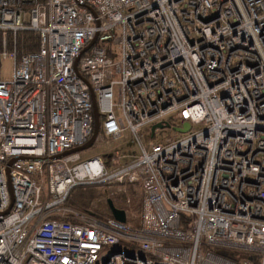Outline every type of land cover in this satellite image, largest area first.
I'll list each match as a JSON object with an SVG mask.
<instances>
[{"label":"built area","instance_id":"obj_1","mask_svg":"<svg viewBox=\"0 0 264 264\" xmlns=\"http://www.w3.org/2000/svg\"><path fill=\"white\" fill-rule=\"evenodd\" d=\"M22 30L37 50L10 42ZM0 33L13 62L0 72V264H256L204 247L264 264V0H0ZM92 93L87 149H108L58 156L91 138ZM156 123L173 132L155 140ZM124 138L140 149L130 163L112 146ZM125 181L143 189L138 228L65 205L76 186Z\"/></svg>","mask_w":264,"mask_h":264},{"label":"trees","instance_id":"obj_2","mask_svg":"<svg viewBox=\"0 0 264 264\" xmlns=\"http://www.w3.org/2000/svg\"><path fill=\"white\" fill-rule=\"evenodd\" d=\"M10 42L15 40L16 46L20 51H32L37 50L39 47V34L37 31L22 30L19 31L15 38L13 35L10 37ZM3 50L2 35L0 33V72H1V52ZM133 161L132 158L125 160L126 163ZM112 183H94L79 185L74 187L70 194L68 195L65 205L79 210L81 212L87 213L96 217L100 220H105L107 218H112L113 214L110 210L108 199L111 198L117 207L126 210V213H130L131 216L127 215L126 224L138 228L141 226L142 220V205H143V192L139 189V192L135 193V204L132 206L131 199L128 198V194L122 190H110V188H105L102 192L103 196L98 198L96 196V191L102 186L111 187ZM132 189V188H131ZM136 209L137 215H132L131 210ZM184 217V216H183ZM181 227L185 228L184 221L181 222ZM204 249H210L211 251L236 262H243L245 259L251 258L256 264L260 263L261 255L256 252L241 251L230 248H219V247H204Z\"/></svg>","mask_w":264,"mask_h":264},{"label":"rangeland","instance_id":"obj_3","mask_svg":"<svg viewBox=\"0 0 264 264\" xmlns=\"http://www.w3.org/2000/svg\"><path fill=\"white\" fill-rule=\"evenodd\" d=\"M8 47H10V46L8 45ZM118 56H119L118 54L115 55L116 58H118ZM12 69H13V62L10 60L4 61L2 63V67H1V73L3 75H9V74H11ZM117 92H118V88H117V86H114V88H113V103H114L115 111L118 113L119 109L117 106V104H118ZM178 124H182V123L179 121ZM171 132H173V130L170 129V127L158 128L156 130L154 138H155V140H159L160 138L170 134ZM185 134H187V133H179V136H184ZM149 135H151V132H149ZM112 146L118 147L121 149L123 148V151L125 152V154L130 158L137 157L140 153V149L137 146V144L128 138L120 139V140L114 142L112 144ZM105 149H108V147H106V148L103 146L93 147V148H90V149H87L86 151H84L83 156L89 157V156H92L95 154H99V153L104 152ZM106 187L110 188V190H113L116 188V190H120V191L122 190L123 192H126L129 195L128 198L131 199L132 206H134L135 201H136L135 193L139 192V189L140 190L142 189L141 184L139 182H130V181H125L123 183L115 182V183H112L111 187L102 186L101 188H99L96 191V196L100 195L99 197H97V199L101 198L103 196L102 192L104 191V189ZM141 191L143 192V189ZM131 212L133 213L132 215H135V216L137 215L136 209L131 210ZM127 215L131 216L129 211H128Z\"/></svg>","mask_w":264,"mask_h":264},{"label":"water","instance_id":"obj_4","mask_svg":"<svg viewBox=\"0 0 264 264\" xmlns=\"http://www.w3.org/2000/svg\"><path fill=\"white\" fill-rule=\"evenodd\" d=\"M96 41V38L89 44V46L84 49L83 51L87 50L91 45H93V43ZM79 57L77 58V61H78ZM77 61H76V64H77ZM92 101H93V108H94V131H93V134L91 136V138L84 144L80 145V146H77V147H74L72 149H69V150H66L64 151L63 153L59 154L58 156H62V155H66V154H70V153H73V152H77V151H80V150H84V149H87L89 147H91L94 143H95V140L100 132V126H101V113H100V110L98 108V105L96 103V99H95V96H94V93H92ZM170 124L168 123H156L155 125H153L152 127V135L154 133V130L159 127V128H162V127H169ZM190 127V124L189 122H185L183 124V127H174L175 130H178V131H186L188 130ZM15 160H17V157L13 158L10 163L14 162ZM13 196H12V202L9 206V208L5 211V213H7L10 208L12 207L13 205ZM108 203H109V207H110V210L113 214V217L118 220V221H121L123 223H125L127 221V213H126V210L123 209V208H120V207H117L114 202L112 201L111 198L108 199Z\"/></svg>","mask_w":264,"mask_h":264}]
</instances>
